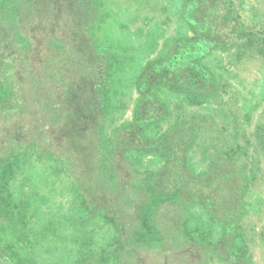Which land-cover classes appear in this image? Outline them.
Listing matches in <instances>:
<instances>
[{"label":"trees","instance_id":"obj_1","mask_svg":"<svg viewBox=\"0 0 264 264\" xmlns=\"http://www.w3.org/2000/svg\"><path fill=\"white\" fill-rule=\"evenodd\" d=\"M126 18L107 0H0V264L61 246L70 264H257L248 147L192 108L223 106L216 52L237 68L264 57V25L244 0H180L159 45ZM253 136L264 163V114Z\"/></svg>","mask_w":264,"mask_h":264},{"label":"rangeland","instance_id":"obj_2","mask_svg":"<svg viewBox=\"0 0 264 264\" xmlns=\"http://www.w3.org/2000/svg\"><path fill=\"white\" fill-rule=\"evenodd\" d=\"M179 5L180 0H107V7L111 13L116 15L124 13L127 16L125 23L132 33L131 39H135L133 33L141 30L157 37L159 45H162L165 38L179 33L180 25L177 20ZM165 7L169 10H165ZM244 7L249 23L258 28L263 27L264 0H244ZM215 58L218 63H222L221 66L229 65L230 74L221 68L223 79L231 85L227 84V93L223 97L226 102L222 104L223 106L213 103L204 105V107H193L192 110L213 114L220 123L221 129L229 134H233L234 128H237L239 142L248 147L249 153L243 155L240 164L246 166V169H253L257 172V182L249 196L252 204L249 214L243 220V226L253 261L257 264H264V248L261 243V234L264 230V163L261 155L257 153V142L253 136L264 114V57L258 56L254 60L244 62L240 68L230 65L231 52L218 51ZM175 101L172 100L171 103ZM218 109H223V113H219ZM130 116L131 111H128L127 118ZM201 152L198 144L192 152V157L196 168L204 171L208 164L203 162ZM143 164L144 166L150 165L151 168L153 165L149 158H144ZM48 187L52 188L51 183ZM56 190L58 189L55 187L51 191L48 188L43 191H49L54 195ZM60 198L62 202L58 201L54 207L55 212H68V197ZM101 233L104 234L103 231ZM66 247L69 248L70 244L67 243ZM61 248L53 253L46 252L43 264H70L67 263L68 254L64 253V246ZM212 263L226 264L217 259H212Z\"/></svg>","mask_w":264,"mask_h":264}]
</instances>
